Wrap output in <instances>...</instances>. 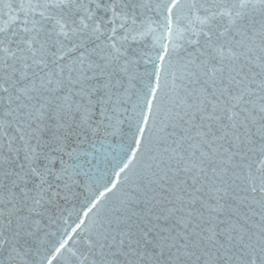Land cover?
<instances>
[{
  "label": "snow or ice",
  "instance_id": "snow-or-ice-1",
  "mask_svg": "<svg viewBox=\"0 0 264 264\" xmlns=\"http://www.w3.org/2000/svg\"><path fill=\"white\" fill-rule=\"evenodd\" d=\"M0 264H264V0H0Z\"/></svg>",
  "mask_w": 264,
  "mask_h": 264
}]
</instances>
